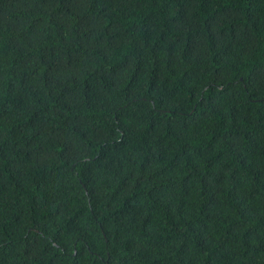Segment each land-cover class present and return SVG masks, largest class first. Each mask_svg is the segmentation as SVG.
<instances>
[{"label": "trees", "instance_id": "trees-1", "mask_svg": "<svg viewBox=\"0 0 264 264\" xmlns=\"http://www.w3.org/2000/svg\"><path fill=\"white\" fill-rule=\"evenodd\" d=\"M0 264H264V0H0Z\"/></svg>", "mask_w": 264, "mask_h": 264}]
</instances>
